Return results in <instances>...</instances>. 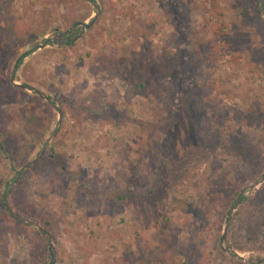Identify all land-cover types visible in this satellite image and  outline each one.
<instances>
[{"label":"rangeland","instance_id":"374dc122","mask_svg":"<svg viewBox=\"0 0 264 264\" xmlns=\"http://www.w3.org/2000/svg\"><path fill=\"white\" fill-rule=\"evenodd\" d=\"M93 1L101 13L86 28ZM254 17L246 0H0V198L14 191L50 220L55 264H182L176 241L205 264H264V40ZM135 48L151 56L157 86L174 82L168 110L128 91ZM52 152L44 173L27 167ZM13 169L29 170L21 189ZM153 187L147 199L104 201ZM230 188L246 200L222 220ZM15 219H0V264H40L39 239Z\"/></svg>","mask_w":264,"mask_h":264},{"label":"trees","instance_id":"16d2710c","mask_svg":"<svg viewBox=\"0 0 264 264\" xmlns=\"http://www.w3.org/2000/svg\"><path fill=\"white\" fill-rule=\"evenodd\" d=\"M260 1L261 0H246V5L249 7H254V11H255V17H254V25L256 26L257 30H258V34L261 36V38L264 40V16H263V10L260 6ZM252 2V3H251ZM77 23V22H76ZM75 23V24H76ZM46 32H43L42 35H45ZM40 35V34H38ZM24 34L21 33L18 35V40H21L23 38ZM69 36H68V40H69ZM37 39V37H35L33 39V41ZM48 42L50 40H47ZM23 46H25V44H22ZM27 56V55H26ZM26 56H23L22 58L24 59ZM19 62V65L22 63V59ZM135 59H136V70L134 73H127L124 77L127 80V83L129 84V88L128 91L131 94H134L136 96H147V95H153L158 102H160L163 107L165 108V110H168L171 106H173L174 104V96H175V91L176 88L173 85V81H164V84L157 86L156 85V77L153 76L152 74L148 73L147 71H145V68H147L148 64L150 63L149 61L152 60L151 56H143V52L142 49L140 48H135ZM26 85V84H25ZM157 86V87H156ZM27 88H29L28 85H26ZM32 89V88H31ZM18 90H23L21 87H18ZM189 99H187V102L189 104H193V106L195 107L196 110H198L199 108H201V100L199 98V96L194 92L191 93L188 96ZM49 99H51L49 97ZM185 99V100H186ZM35 100L39 103H44L42 96L40 95L39 92L35 93ZM58 101V99H57ZM184 101V100H183ZM56 101L53 100V103H55ZM44 106H46L47 110H49V112L51 113L52 107L50 105L47 104H43ZM62 103H61V110L63 111V107H62ZM106 107V106H105ZM105 107H103L102 105L99 106H92L90 113L92 115H99V114H103ZM54 115L53 113L50 114V119H53ZM53 120H49V125L47 126L48 128L46 130L50 129V126L52 124ZM202 136V135H200ZM45 134H41L39 139L44 140ZM2 149L6 151V147L3 145ZM48 156L52 157V158H56V154L52 153H44V155L38 159V161L35 163V165L31 168L32 170H34V172L36 173H44V169H46L47 165L46 163L49 161ZM8 160H12L15 161L10 154H8ZM28 159H25L23 161V166L25 167L27 166L30 162L27 161ZM21 167V169H22ZM65 168V167H64ZM30 169V170H31ZM66 169V168H65ZM13 171H15V176L17 175V177L14 179V183H16L18 185V189H21V183H22V177L24 175L25 172L29 171V170H24V171H16L13 169ZM263 172L259 173L258 177L256 178V180H259L261 177V174ZM98 175L95 178V184H94V188L97 190L99 189L98 186ZM154 187L151 188L150 190L144 191V192H134V191H125V190H115L114 192H112L111 194H106L104 197V201L106 202L107 206H109L111 203H115L116 205H120L121 202H130L135 200H141V199H147L149 198L151 195L155 194ZM7 193V192H6ZM4 194V196H2L0 198V219H5V217H11L14 218L13 215L10 213L9 207H11V209H13L17 214L30 219L34 222H38L40 225H42L45 229H47L48 231H50L51 229V222L48 218H40L39 219V215H38V211L35 207L29 206L26 202H20L18 201V195L16 193V197L14 196V191H13V195L8 197V194ZM103 195V193L101 194ZM246 197L244 196V192H238L235 193L231 188L228 191V195L226 196V204L223 207V210L221 213H219V217L223 220L225 219V213H230L231 210L237 205L239 204L241 201H245ZM219 218V219H220ZM19 224L30 228V230L32 231V233L34 234V238H38L39 239V243L37 246V251H39V256H38V260L37 262L40 264H48L51 261L52 258V251H51V247L49 245L48 239L46 237V235L38 230L35 227H32L18 219H15ZM232 220L229 219V222H231ZM173 250L172 253L176 254L178 256H180L182 258V264H205L204 260L199 257V255L195 252L192 251L191 247H188L187 244H181L180 242L176 241L173 244ZM36 249V248H35Z\"/></svg>","mask_w":264,"mask_h":264},{"label":"water","instance_id":"95a60500","mask_svg":"<svg viewBox=\"0 0 264 264\" xmlns=\"http://www.w3.org/2000/svg\"><path fill=\"white\" fill-rule=\"evenodd\" d=\"M92 3H93L94 6H95V9H96V13H97V14H96L95 18L92 20L91 24H86V25H85L86 28H90V27L92 26V24L94 23V21L97 19V17H99V15H100V13H101V9H100V7L98 6V4H97L96 2H94V1H93ZM16 69H17V68H15V72H16ZM12 81L15 83V78H14V76H13V78H12ZM15 84H16V83H15ZM16 85H18V84H16ZM41 96H42L45 100H47V101L50 103V101L48 100L47 97L44 96V94H41ZM51 104H52V103H51ZM53 106H54L55 108H57V110H58V112H59V114H60V116H61V118H62V112H61V110H60L56 105L53 104ZM60 125H61V119L59 120L58 125H57V127H56V130L53 132V134H52V136H51V138H50V140H49L48 142H51V140L57 135V133H58V131H59V128H60ZM46 147H47V145L45 146V148H43V151L46 149ZM39 158H40V156L37 157V158H35V159H34V160H33V161H32L27 167H30V166L34 165V164L38 161ZM252 188H254V186H253ZM9 210H10V213H11L14 217H16L18 220H20V221H22V222H24V223H26V224H28V225H31V226H33V227L39 229L40 231H42V232L47 236V238H48V240H49L50 247H51V251H52V258H51V261H50L48 264H55L57 258H56L55 248H54V245H53V242H52V239H51V235H50V233H49L45 228H43L40 224H38V223H36V222H32V221L26 219L25 217H23V216H21V215L15 213V212L13 211V209H11V207H9Z\"/></svg>","mask_w":264,"mask_h":264}]
</instances>
